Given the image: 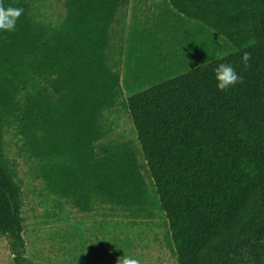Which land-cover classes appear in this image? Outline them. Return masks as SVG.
I'll return each mask as SVG.
<instances>
[{"label":"trees","instance_id":"trees-1","mask_svg":"<svg viewBox=\"0 0 264 264\" xmlns=\"http://www.w3.org/2000/svg\"><path fill=\"white\" fill-rule=\"evenodd\" d=\"M147 1L166 2L203 36L127 88L140 160L130 140L106 139L104 125L123 95L109 49L129 0H63L58 22L38 17L33 0H0L24 9L15 31L0 30V235L15 264L32 263L6 133L60 210L159 217L177 264H264V0ZM211 31L230 43L224 61ZM184 54L195 61L184 65ZM221 62L243 83L219 91Z\"/></svg>","mask_w":264,"mask_h":264},{"label":"rangeland","instance_id":"rangeland-1","mask_svg":"<svg viewBox=\"0 0 264 264\" xmlns=\"http://www.w3.org/2000/svg\"><path fill=\"white\" fill-rule=\"evenodd\" d=\"M32 4L38 17L54 22H58L64 13L63 0H33ZM146 14L145 19L140 18V24L150 31L148 38L154 34L147 39V46L156 56H168L167 62H171L173 54H178L180 49V54L184 53L182 49L188 41L199 43L203 36L193 35L191 22L183 19L170 5L164 11L153 8ZM211 37L220 45V54L231 51L229 41L221 35L211 31ZM115 39L114 35L112 41ZM178 39H183L180 46ZM113 44L114 41V53ZM122 89L121 102L104 114V125L108 130L106 139L130 140L140 157L136 132L122 103L130 93L123 85ZM5 152L15 162L22 184V234L25 255L32 264H116L117 258L123 255L139 260L140 264H177L172 243L159 217H134L127 211L109 206L80 212L65 203L60 210L32 173V163L15 153L14 139L8 133L5 135ZM0 264H15L7 239L1 235Z\"/></svg>","mask_w":264,"mask_h":264},{"label":"crops","instance_id":"crops-1","mask_svg":"<svg viewBox=\"0 0 264 264\" xmlns=\"http://www.w3.org/2000/svg\"><path fill=\"white\" fill-rule=\"evenodd\" d=\"M167 5L169 4L163 1L129 0L127 7L118 14L113 25V36H116V39L113 40L115 51L112 52L113 41L111 40L109 57L120 71L121 86L123 85L126 90L127 88H134L136 84L146 82L152 76L153 68L157 69L165 61L162 55L156 56L154 54L151 58L145 57V34L149 30L141 26L140 18L145 19L148 16L147 10L159 8L164 11ZM187 32L189 33L190 29ZM185 54L181 59L184 65L195 61V55ZM147 64L150 68H147Z\"/></svg>","mask_w":264,"mask_h":264},{"label":"clouds","instance_id":"clouds-1","mask_svg":"<svg viewBox=\"0 0 264 264\" xmlns=\"http://www.w3.org/2000/svg\"><path fill=\"white\" fill-rule=\"evenodd\" d=\"M24 9L22 7L7 6L0 3V30L7 32L15 31L16 22L23 14ZM217 58L224 61V56L217 53ZM252 58V54L248 51H243L241 54V63L245 68L249 67V61ZM214 77L216 80V87L219 91H226L230 87L237 83H243V77L239 75L236 69L230 62L218 63L215 67ZM116 264H140L139 260L130 256H122L117 258Z\"/></svg>","mask_w":264,"mask_h":264}]
</instances>
